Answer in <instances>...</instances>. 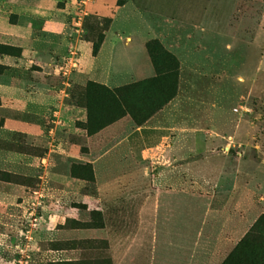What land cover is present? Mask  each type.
<instances>
[{"label": "rangeland", "instance_id": "1", "mask_svg": "<svg viewBox=\"0 0 264 264\" xmlns=\"http://www.w3.org/2000/svg\"><path fill=\"white\" fill-rule=\"evenodd\" d=\"M59 11L107 44L110 82L61 64L49 101L0 41V181L25 196L0 198V264H29L47 209L86 207L66 226L108 224L90 246L113 240L122 264H264V0H0V35Z\"/></svg>", "mask_w": 264, "mask_h": 264}, {"label": "crops", "instance_id": "2", "mask_svg": "<svg viewBox=\"0 0 264 264\" xmlns=\"http://www.w3.org/2000/svg\"><path fill=\"white\" fill-rule=\"evenodd\" d=\"M97 8L104 15L110 10V7L104 4ZM42 22L41 30L46 33L35 34L25 31L20 33V28L17 27L7 34L0 35V41L12 47L22 48L26 65H37L39 67L40 70L34 72L42 75L44 79L43 82H40L43 88H39V91L40 93H46L49 101L53 99L57 89L55 85L52 86V83L55 82L53 77L61 73L63 66L76 65L74 72L72 71L70 74L71 77L82 76L90 80L95 78L97 81H104V83L110 82L109 79L105 80L109 76V70L106 67V62H104L107 44L94 55L92 44L89 41L68 34L66 18L60 11L56 12L52 19ZM114 37V33H110L106 43L113 42ZM74 84L72 82L71 85ZM38 87L39 84H33L31 89H38ZM36 103L41 104V102ZM23 116V120L36 117L35 114ZM10 165V161L0 158V170L8 168ZM18 188L17 185L0 181V198L14 199L16 200V206H21L18 200L24 199L25 196H10V194L19 193ZM56 197L58 196H52L56 201H61ZM66 197L71 199V196ZM84 203H87V201ZM47 212V219H44V223L34 233V239L26 247L32 255L29 264H122L127 261V259L118 256V249H116L113 240L112 243L109 240L107 248L90 246L106 238L108 224H105L99 230L69 228L66 226L69 219L76 223L91 221L86 218H91L93 208L86 207L80 211L72 208L64 210L47 209ZM101 212L105 215L104 210H101ZM229 245L234 246L237 243L234 242Z\"/></svg>", "mask_w": 264, "mask_h": 264}, {"label": "trees", "instance_id": "3", "mask_svg": "<svg viewBox=\"0 0 264 264\" xmlns=\"http://www.w3.org/2000/svg\"><path fill=\"white\" fill-rule=\"evenodd\" d=\"M94 52H95V50H94Z\"/></svg>", "mask_w": 264, "mask_h": 264}]
</instances>
